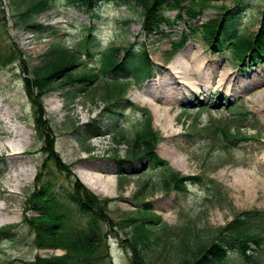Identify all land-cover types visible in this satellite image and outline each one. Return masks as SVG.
<instances>
[{"label": "rangeland", "instance_id": "1", "mask_svg": "<svg viewBox=\"0 0 264 264\" xmlns=\"http://www.w3.org/2000/svg\"><path fill=\"white\" fill-rule=\"evenodd\" d=\"M8 1L0 0V49L16 47L25 68L37 65L55 40L75 47L83 35V27L93 24L97 27L93 55H84L88 66H95L99 58L96 54L109 47H119L121 58L130 46L143 47L153 66L148 76L132 82L126 89L125 97L132 104L114 107L115 113L105 112L100 116L105 103L101 91L93 92L91 87L72 103L63 100L60 89L44 94L41 100L48 122L47 128L39 130L19 64L13 61L0 66L2 111L12 112L10 123L28 133L26 144L16 148L19 151L16 159H9L8 152L0 149V228L9 229V237L0 240V264H31L36 256L64 253L60 248H38L34 232L23 222V217L37 215L29 208L28 199L44 182L51 181L61 192L72 190L74 179L87 187L81 180L80 169L105 179V193L87 188L100 198L111 199L107 213L114 226L107 231L105 245L94 253L98 256L94 264H131L129 240L133 227L128 221L140 216L138 211L144 209L142 203H148L150 213L160 217V222L154 225L157 227L154 234L148 236L146 247L141 248L151 264H179L181 259L189 257L192 239L205 244L235 214L264 210V182L260 181L264 180V143L261 141L264 113L254 101L258 91L227 95L228 87H222L226 76H242L252 70L263 72L264 64L250 67L249 63L238 62L231 49L214 51L199 29L207 20L220 17L227 7L231 9L234 28L245 33L256 32L263 0L237 3L206 0L201 7L194 5L199 10L196 14L189 12L188 1L179 10L162 9L164 23L149 34L142 28V9L136 4L101 2L97 7L100 17L92 21L89 12L69 6L65 0H55L54 6L35 20L52 28L33 33L25 27L14 26ZM193 53L205 78L193 79V93L182 102L172 104L166 121H158L149 102L141 100L142 90L158 80L164 68L178 58L187 60ZM204 84L211 87L207 89ZM218 85L222 86L217 88ZM144 109L158 133L153 152L182 175L201 177V183L189 184L185 193L164 190L160 169L152 167L140 154L130 155L128 140L133 136L134 125L143 118ZM92 120L102 124L101 134L88 138L83 130ZM114 121L125 139L115 140V130L111 127ZM226 122L234 127L223 144L214 133ZM5 130L8 129L0 120V131ZM1 136L4 140L8 138ZM49 141L57 160L47 151ZM63 164L67 170L63 171ZM22 165L29 173L28 178L15 175L13 167ZM244 180L256 183L247 186L242 183ZM237 258L231 255L228 264H239Z\"/></svg>", "mask_w": 264, "mask_h": 264}, {"label": "trees", "instance_id": "2", "mask_svg": "<svg viewBox=\"0 0 264 264\" xmlns=\"http://www.w3.org/2000/svg\"><path fill=\"white\" fill-rule=\"evenodd\" d=\"M104 1H114L119 5H134L142 9V28L146 33L157 31L164 18L162 9L179 10L182 3L190 1L189 12L196 14L206 0H65L66 4L89 12L92 21L99 19L97 7ZM236 3L242 0H232ZM55 0H9L11 20L15 27H25L33 33H44L52 26L36 23V17L52 8ZM260 22L256 32L245 33L233 27L231 9L227 8L220 17L209 19L200 26L205 40L214 51L231 49L238 62L249 63L250 67L264 64V0L259 12ZM83 27L80 40L75 47L53 41L51 48L42 60L34 66L25 68L19 50L14 47L0 49V66L15 61L23 73L24 90L29 98L34 114L36 128H47L46 112L42 104V96L60 89L65 102H71L82 93L92 88L93 92L101 91L105 105L103 113H115L114 107L122 103H130L126 97V89L132 82H139L148 76L153 62L143 47L125 49L121 58L119 47H109L99 52L97 64L88 66L84 55H90L94 48L95 29ZM90 91V90H89ZM83 95V94H82ZM241 115V112H238ZM222 126V125H221ZM216 128L215 135L222 143H226L233 125L226 122ZM115 130V140L125 139L116 121L111 125ZM102 124L92 120L84 126L88 138L101 134ZM134 133L130 140V155L140 154L151 166L161 171V184L164 190L175 189L185 193L189 184L201 183L198 175H182L173 170L170 164L153 152L158 133L152 127L151 116L144 109L143 118L134 125ZM238 128V127H237ZM81 132H79L80 135ZM49 140L48 137H46ZM83 139V138H81ZM80 139V140H81ZM236 141V140H234ZM227 146H223L225 149ZM49 141L47 151L51 158L57 160V154ZM58 162V161H57ZM59 163V162H58ZM67 170L63 164V171ZM109 198H100L93 194L77 179L72 182V190L61 192L54 188L51 181L37 186L28 199L29 208L37 215L23 217V222L34 232V243L38 248H60L63 254L47 257L36 256L31 264H94L98 256H94L106 243L107 231L113 229L114 223L107 213ZM144 209L139 210L136 218H129L133 234L129 240L131 264H151L143 255L141 248L146 247L149 235L154 234L155 224L160 217L151 214L148 203H142ZM9 235V229L0 228V240ZM188 246V258L181 259L179 264H228L230 256H238L239 264H264V210L241 211L233 219L216 231L213 238L199 244L194 239ZM96 259V260H95Z\"/></svg>", "mask_w": 264, "mask_h": 264}, {"label": "bare ground", "instance_id": "3", "mask_svg": "<svg viewBox=\"0 0 264 264\" xmlns=\"http://www.w3.org/2000/svg\"><path fill=\"white\" fill-rule=\"evenodd\" d=\"M190 49L189 51H191ZM195 56V53L190 55L187 59L188 61L178 58L173 65L163 69V75L159 77L158 80L152 81L142 90L141 100L149 102L156 112L158 121H166L167 112L172 109V104L174 102H182L191 92L193 93L191 82L193 79H197V77L199 78L201 76L205 78V76L202 75L203 68L195 63L197 60ZM226 75H228V73ZM224 82L225 83L222 84L224 86L218 85L217 88L219 86L228 87L229 92L226 93L227 95H233L235 92H239L238 94H245L252 90L258 91V95L255 97L254 101L259 105L260 112L264 113V91L259 92L260 89H264V71L259 72L257 70H252L245 75H234V77L228 75ZM204 85L209 89L210 85ZM200 88L203 89V87ZM193 96H195V94H193ZM11 117L12 112L6 113L2 111V107L0 106V120L8 129L0 131V135L3 134L8 137L6 140H4L2 136L0 137V149L8 152V158L14 160L18 157L17 154L19 152L16 148L26 144L28 133L27 131L22 132L16 126H13V124L10 123ZM261 141L264 143V139ZM13 170L16 176L23 174L25 178L29 177V173L23 165L21 168L14 166ZM79 174L82 182L87 187L100 193L106 192L105 179L100 175L97 177L96 174L89 173V171L85 169H80ZM260 181L264 182V180ZM242 183L247 186H253L256 181L248 183L244 180ZM262 185H264V183H262Z\"/></svg>", "mask_w": 264, "mask_h": 264}]
</instances>
